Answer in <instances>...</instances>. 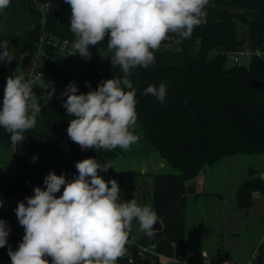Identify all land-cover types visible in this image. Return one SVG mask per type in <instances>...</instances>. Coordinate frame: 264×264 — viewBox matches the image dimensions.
<instances>
[{"label":"trees","instance_id":"16d2710c","mask_svg":"<svg viewBox=\"0 0 264 264\" xmlns=\"http://www.w3.org/2000/svg\"><path fill=\"white\" fill-rule=\"evenodd\" d=\"M43 13L33 0H11L10 6L0 11V42H8L13 58L10 64L0 63V101L6 78L23 75L29 54L45 31ZM206 19L207 23L196 27L189 39L170 34L155 52V63L147 69H132L128 77L136 89L137 124L143 139L186 182L225 157L264 155V0H212ZM237 22L246 27L251 45L247 65H227L229 55L238 53L243 45L236 37ZM105 44L107 38L102 44L90 46L91 59L78 53H56L41 66L42 78L39 84H33L40 107L36 126L15 145L0 127V144L13 146L15 168L13 177L0 178V200L14 197L17 204L27 203L33 188H45L43 181L49 172L71 180L78 175L75 164L90 157L109 166L104 172L106 181L115 179L120 185L125 176H138L110 168L120 148L84 150L67 134L74 117L62 106L67 97L61 93L66 86L74 82L78 94H86L102 81L124 75L119 66L113 67L110 57L97 54ZM162 82L167 85L163 104L155 96L142 94L149 85L158 87ZM133 192L134 187H130L126 196L133 197ZM253 194L264 196V180L250 170L237 190V208H249ZM16 207L0 213L9 229L7 245L0 248V264H12L8 246L15 251L24 236ZM126 248V255L117 264H160L157 256H139L136 244ZM255 262L260 264L259 255Z\"/></svg>","mask_w":264,"mask_h":264},{"label":"clouds","instance_id":"9594fccd","mask_svg":"<svg viewBox=\"0 0 264 264\" xmlns=\"http://www.w3.org/2000/svg\"><path fill=\"white\" fill-rule=\"evenodd\" d=\"M210 0H65L71 8L70 31L74 55L91 59L90 46L107 38L106 52L113 67L119 66L122 78L100 83L96 90L78 94L70 82L62 96L69 116L67 134L82 149L129 151L139 142L135 133L138 121L136 89L128 78L132 69H147L155 63V52L175 34L191 38L196 27L207 23ZM11 0H0V11ZM69 41H65L67 45ZM8 42H0V63H11ZM34 81L23 75L6 78L0 101V127L10 134L13 145L25 140V133L36 126L40 113L33 92ZM87 87H91L86 82ZM54 93L49 92L47 100ZM144 95L155 96L163 104L167 85H149ZM78 175L66 179L54 171L44 177L45 188H34V195L20 201L15 209L24 229L22 242L13 251L12 264H117L127 252L132 222L148 237L154 235L159 221L151 204L139 205L134 199L121 198L115 179L99 174L109 166L95 158L75 164ZM62 194H56L61 191ZM3 201L0 200V207ZM9 229L0 219V248L7 245ZM48 257H51L49 261ZM226 264V262H225Z\"/></svg>","mask_w":264,"mask_h":264},{"label":"crops","instance_id":"0c3cea01","mask_svg":"<svg viewBox=\"0 0 264 264\" xmlns=\"http://www.w3.org/2000/svg\"><path fill=\"white\" fill-rule=\"evenodd\" d=\"M33 1L45 7L43 28L47 33L63 40L74 37L70 31L71 8L65 0ZM250 50L241 47L239 52ZM242 59L245 57L239 56ZM140 144L131 152L120 149L110 168L138 174L125 178L130 182L140 179L146 187L147 204L153 206L159 218L160 230L155 232L158 257L179 258L199 249L207 253L211 264H248L258 255L259 263L264 264V196L253 194L251 206L246 209L236 205L237 190L249 171L256 172V176L264 174V155L225 157L186 182L145 140ZM146 240L140 242L148 244Z\"/></svg>","mask_w":264,"mask_h":264},{"label":"rangeland","instance_id":"374dc122","mask_svg":"<svg viewBox=\"0 0 264 264\" xmlns=\"http://www.w3.org/2000/svg\"><path fill=\"white\" fill-rule=\"evenodd\" d=\"M210 1H212V0H210ZM0 29H1V27H0ZM236 37L238 38V40H242L243 41L242 50H248V49L251 48L250 42H249V40L247 38V29L240 22L236 23ZM74 40H75V36L74 37L73 36L72 37H68L65 40V41H69V43L67 44V49L68 50H73L74 51V49H72V47H71V42L74 41ZM106 47H107V44H105L103 46H100L97 49V54L99 56H104V57H107L106 55H110V53L106 52ZM241 61H242L243 65H247L248 64V61L245 60V59H242ZM34 64H35V57L31 53V54H29L28 63L26 64V66H25V68L23 70L24 77L27 78V77L31 76L32 70L34 69ZM231 64H232V62L229 60L227 62V65H231ZM39 82H40V80H35L34 81V83H37V84H39ZM135 133L139 136V142L136 143V144H133L131 146L130 150L126 151V152H131V151H133L135 149H139L140 145H141L140 143L144 140L143 136H142L141 129H140L138 124L136 125ZM261 158H262L261 167H262V169H264V156L261 157ZM14 170H15V168H14V149L12 147L8 146V145L0 144V176H3V177L12 176L14 174ZM263 171L264 170H262V172ZM7 179H9V178L7 177ZM119 187H120V195H121V198L123 200L130 201V200L134 199L139 205L147 204V200H146V198H147V190H146V187L144 186V184L142 183V181L140 179H134L133 182H130L128 180V178H125L124 181L119 185ZM130 187H134L133 197L126 196V194H127V192H128ZM155 232H154V235H153L154 238H151V239L148 238L147 235L143 231L140 230L138 222L134 220L132 222V225H131V230L129 232V236L132 238V240L135 243H137L139 245H142V246L153 245V247L155 248L156 247L155 243L157 242L156 238H155L157 233H155ZM146 239L149 242H147L148 244H144L143 245L142 242H140V241H145ZM192 250L194 251V249H192ZM195 251L193 253L195 255L197 254L196 256H198V254L200 253V250L198 249L197 252H195ZM155 253H156V251H155ZM181 259H182V257H179V258H168V256H165V258H164L162 256H159L160 264H189V263L185 262L186 259L182 260L181 263H178ZM200 263H202L201 259L196 258L195 264H200ZM209 264H211V263L209 262Z\"/></svg>","mask_w":264,"mask_h":264},{"label":"built area","instance_id":"2783aa9c","mask_svg":"<svg viewBox=\"0 0 264 264\" xmlns=\"http://www.w3.org/2000/svg\"><path fill=\"white\" fill-rule=\"evenodd\" d=\"M39 10L44 12L45 7L42 5H39ZM56 53H59L61 55L70 56V55L74 54V51L67 49V45L65 44V40L54 37V36L50 35L49 33H47L46 31H44L39 37L35 51L32 53L35 57V64H34V69L32 70L31 76L27 77V79H31L33 81L41 80V78H42V73L40 71L41 66L46 61L52 60ZM255 54L261 55L260 52H257V51L255 52ZM239 56H243V57H245L246 60H250L252 53L250 51L239 52V53H236L234 55H229V59L237 65H242L243 63L241 60H239ZM99 174L103 178H105L103 171L100 172ZM260 178L264 180V174L260 175ZM32 195H34V188L31 190L30 196H32ZM56 195L57 196L61 195V191L59 193H57ZM2 201H3V206L0 207V213L5 212V211H9V210H11L17 206V200L14 197L3 199ZM132 244L137 245L139 256H142V257L157 256L158 257V255L155 253V250H154L155 248L153 247V245H146V246L139 245V244L135 243L132 240V238L129 236V242L127 245H132ZM199 258L202 260V263H200V264H209V262L207 261V253L206 252H204V251L200 252ZM184 259H186V261H185L186 263L195 264L196 255L193 252H186L184 254V256L182 257V259L178 263H181L182 260H184ZM130 262H131V260H130ZM248 264H257L255 262V258L253 260H251Z\"/></svg>","mask_w":264,"mask_h":264},{"label":"water","instance_id":"95a60500","mask_svg":"<svg viewBox=\"0 0 264 264\" xmlns=\"http://www.w3.org/2000/svg\"><path fill=\"white\" fill-rule=\"evenodd\" d=\"M160 230V226L158 224V222L154 225V232L155 231H159Z\"/></svg>","mask_w":264,"mask_h":264}]
</instances>
